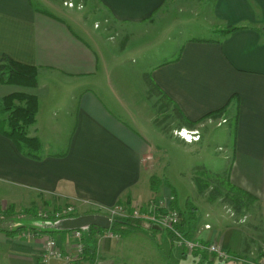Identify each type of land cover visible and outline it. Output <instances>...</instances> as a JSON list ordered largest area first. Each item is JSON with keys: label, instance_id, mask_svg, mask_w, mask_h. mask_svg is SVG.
<instances>
[{"label": "crops", "instance_id": "crops-1", "mask_svg": "<svg viewBox=\"0 0 264 264\" xmlns=\"http://www.w3.org/2000/svg\"><path fill=\"white\" fill-rule=\"evenodd\" d=\"M110 32L129 44L143 40L149 50L143 60L158 63L146 75L189 120L227 107L194 128L179 124L198 130L233 122L234 139L224 158L229 166L220 173L258 199L264 223V0H0V62L7 57L36 67L39 81L34 89L0 83V105L18 93L36 97L37 121L29 135L43 145L34 159L0 132V210L12 205L24 217L35 209L37 217L24 218L27 225L50 231L34 239H24V230L8 233L16 227L0 231V264H66L40 257L46 237L63 249L72 241L71 231L56 226L66 206L77 208L71 219L108 217L103 208L173 196L166 186L158 193L152 189L153 144L108 105L112 101L106 103L103 86L93 84L118 59L108 52L118 50L109 44ZM157 46L160 51L149 53ZM112 99L123 109L121 100ZM209 209L213 222L198 223L194 216L188 222L191 238L221 239L230 254L264 261V226L246 227L231 216L222 220L218 207ZM41 212L49 215L46 224H33L44 221ZM97 228H86V253L72 264H243L184 256L168 232L146 226H122L119 240L100 244L105 229ZM93 237L97 244L88 249Z\"/></svg>", "mask_w": 264, "mask_h": 264}, {"label": "rangeland", "instance_id": "rangeland-1", "mask_svg": "<svg viewBox=\"0 0 264 264\" xmlns=\"http://www.w3.org/2000/svg\"><path fill=\"white\" fill-rule=\"evenodd\" d=\"M69 4L75 6L73 3H67V5ZM107 36L111 40L109 43L111 48L117 47L118 49L117 51L109 49L108 52L110 56L114 54L118 55V59L115 63H108L105 78L99 79L93 84L98 85L99 88L103 86L102 90L105 89L106 93L103 92L102 95L106 98V103H108L107 101H112L115 106H113L112 103H108V105L115 111L118 108L119 110L116 113L137 130H142L144 135L153 144L154 150L152 151V155L154 161H149V163H151L148 167L150 172H153L152 176H156V180L154 179L156 185L166 187L169 185L174 188L177 194L178 205L183 211L187 212L190 211V207H196L193 216L198 223L205 220L213 222L214 219L211 218L210 215L207 219V215L210 211L209 208L218 207L221 211L222 220H226L228 216H231L232 219H235L234 221H237L236 223H240L246 227H252L254 229H258V227L263 228V215L258 205L253 204L237 212L227 199H220L221 201L218 202L219 205L210 202L204 203L203 200L208 198V194L205 193L201 195L194 181L198 176L203 177V172H205V170L220 173L228 168L229 162L224 158L227 155V151L231 148L230 144H232L234 139L233 122L231 121L230 124H224L221 127H216V124H207L204 128L198 127V130H191L198 132L201 140L202 129L203 140L201 142H199V140L198 143L193 142L187 144L178 134L182 130L188 129L181 127L179 121L175 118V111L173 108H163L162 104L165 103V100L153 92L146 81L145 75L150 73L151 67L158 63H148L143 60L149 51H147L143 40L135 39L129 44L127 40H124L121 36L113 32L108 33ZM157 47L151 49L149 53L153 54L157 49L160 51L159 46ZM92 87L97 89L94 86ZM113 97L122 101V108L124 110L121 109L120 105H116L117 102L115 99H112ZM148 97L149 99H147ZM155 103L157 105L156 110ZM0 108H2V105H0ZM153 116L155 119L152 120ZM220 123L222 124L223 121H220L218 124ZM30 129L31 127L29 130ZM68 207H74L75 209L74 213L69 217L67 216V218L71 219L70 217L76 214L77 208L71 205L64 207L62 210ZM31 210L32 209L25 211L28 212ZM7 212L10 214L11 212L14 214L18 212L19 214L21 210L17 211L12 205H8L6 208L0 210V225L4 231L9 230L11 227L14 228L18 226L34 227L32 225H27L28 222L25 220L30 218V216H32L31 214L24 217L22 216V219L19 217L10 219L6 217ZM38 217L44 219V221L31 219V222L34 221L36 225L46 224L45 220L48 218H42L40 214ZM59 219L61 221L63 219L66 220V218ZM12 221L16 222L11 226ZM77 230H81L84 233L87 232V229ZM73 231H71V233ZM158 232L163 233L164 231L158 230ZM55 241L58 246L62 248L56 239ZM71 243L73 246L74 242L72 241L69 244ZM90 247L91 249L93 248L92 245ZM42 252L43 248L41 249L40 257Z\"/></svg>", "mask_w": 264, "mask_h": 264}, {"label": "trees", "instance_id": "trees-1", "mask_svg": "<svg viewBox=\"0 0 264 264\" xmlns=\"http://www.w3.org/2000/svg\"><path fill=\"white\" fill-rule=\"evenodd\" d=\"M178 60V59H177ZM146 81L153 92H155L158 96L162 97L165 100L162 105L164 109L174 108L175 118L182 123L184 126L189 128L196 127L203 120L213 117L220 116L224 113L225 109L219 110L214 113H210L206 115L204 118L198 121H191L186 118L181 111L174 106L172 101L160 90V88L154 83L149 75H146ZM0 83L6 85H14L24 88H37L39 85L38 81V69L36 67L26 66L20 63L13 61L10 58L4 57L0 62ZM173 104V105H172ZM38 100L34 96H30L23 93L14 94L6 97L2 102V108H0V132L4 136L10 138L17 146L26 153L28 156L34 159H40V152L42 151V143L38 138H32L29 135V128L32 127L36 123V118L38 115ZM204 176L194 179L197 189L200 194H208V199L212 202H215L219 199H227L230 202V205L238 212L244 208L249 207L250 205L255 204L258 199L249 194L248 192L237 188L232 185L230 182V176L228 173H214L209 170H205ZM156 176H152L151 178V186L155 192H159V189L162 185H156ZM168 188L172 191L174 196V202L172 206L177 209L181 215V224L179 229L183 232V234L190 239L191 235L187 230L188 222L193 219L194 212L196 207H190V211L188 215L180 209L177 201V194L174 188L167 185ZM127 206L132 208V203L128 202ZM13 209V208H12ZM183 211V212H182ZM26 213H30L31 215L37 217V212L35 209L28 211ZM6 217L10 219H15L17 217H22V214L9 212L6 213ZM1 219V218H0ZM16 221L11 222V226L15 224ZM1 223V221H0ZM122 226L130 227L131 229H140L144 225L141 222L135 221L130 218L118 219L112 225L111 230L115 233L121 231ZM40 228V229H39ZM37 226L29 227V226H18L15 230L8 231V233H17L21 231L32 232V233H50V231L44 230L43 228ZM90 229H95L97 227L90 226ZM88 228V229H89ZM97 230H100L97 228ZM0 231H4L0 225ZM66 231V230H63ZM105 231V230H104ZM158 231V230H153ZM170 234V233H169ZM171 235V234H170ZM172 236V235H171ZM95 237L92 238V246H96L97 241ZM86 243V239H84ZM173 241V237H172ZM91 247H88V249ZM87 249V248H86ZM183 255L187 256L184 252ZM194 255H205L198 252H195ZM207 255V254H206Z\"/></svg>", "mask_w": 264, "mask_h": 264}, {"label": "built area", "instance_id": "built-area-1", "mask_svg": "<svg viewBox=\"0 0 264 264\" xmlns=\"http://www.w3.org/2000/svg\"><path fill=\"white\" fill-rule=\"evenodd\" d=\"M69 6H71V4H69ZM226 122L227 120H223V123H220L219 126H222ZM178 136L189 143L198 142L200 140L198 132L191 130L189 131L186 129L182 130ZM174 200V196H168L162 198H153L145 204L134 205L132 208H129L127 205L123 204L112 208H103V210L108 214L111 226L110 229L105 230L104 234L98 236V243L101 244L105 240L109 239L119 240L120 235L111 230V227L118 219L130 218L143 223L148 228L154 230L159 228L158 230L160 231L170 233L173 237L174 246L183 253L185 252L187 255H192L195 252H198L201 254L214 256L224 263L229 261H237L243 264H264V261L255 263L249 259H244L242 257L230 254L225 250L221 239L215 240L214 242L205 243L199 240L187 238L179 229L181 224V215L179 211L172 206ZM74 211V207H68L57 213V217L67 218V216L69 217L72 213H74ZM40 217L48 218L49 215L47 212H44L40 213ZM210 228V225L206 226V229ZM36 235L37 233L32 232H23L21 234L24 239H34ZM84 239V232L81 230H75L72 232V241L74 242V245L72 246L71 243L67 245L66 249H62L58 246L54 238L48 236L44 240L41 258L43 262H49L50 260L58 259L64 261L66 264H71L83 257L87 248Z\"/></svg>", "mask_w": 264, "mask_h": 264}, {"label": "water", "instance_id": "water-1", "mask_svg": "<svg viewBox=\"0 0 264 264\" xmlns=\"http://www.w3.org/2000/svg\"><path fill=\"white\" fill-rule=\"evenodd\" d=\"M58 229L73 231L77 229H86L90 226L110 229V219L102 215H86L74 219H66L57 223ZM157 230L159 228H156Z\"/></svg>", "mask_w": 264, "mask_h": 264}]
</instances>
